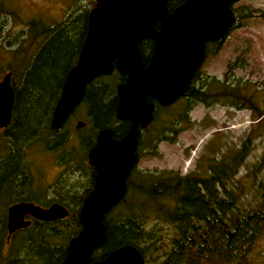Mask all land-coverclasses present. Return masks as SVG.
Masks as SVG:
<instances>
[{
    "label": "trees",
    "instance_id": "obj_1",
    "mask_svg": "<svg viewBox=\"0 0 264 264\" xmlns=\"http://www.w3.org/2000/svg\"><path fill=\"white\" fill-rule=\"evenodd\" d=\"M182 1L184 0H168L167 12H171ZM234 12L236 24L233 27L241 18L259 15L255 10L251 11L245 7L235 8ZM87 20L88 8L85 4L74 9L59 23L41 27L39 32L33 26L36 21L27 27L29 30L34 29L30 31L34 41L42 36L41 49L54 40L49 46V49L53 50L44 57V61L49 63L48 66L39 67L38 71H44L49 78L57 81L49 82L54 84L50 86L47 82L37 84L22 80L19 87L12 86L17 99L14 97L11 123L7 127V134L11 137L10 153L0 157V264H59L66 253V239L69 241L81 228L79 210L82 198L65 200L68 218L51 222L33 220L31 225L17 230L10 236L6 229V209L11 203L35 199L28 190L23 193L24 186H28L27 166L21 161V154L13 149V145H21L24 139L38 130L42 131V142L50 147L62 138V129L51 128L52 112L59 98L62 81L78 59L87 31ZM222 41L223 38L213 42L212 48L219 50ZM152 42L146 38L138 44L143 58H148ZM211 46H204L206 56L210 54ZM38 55L35 57L37 62ZM61 58H66V67L60 78H53ZM37 62L34 64H38ZM237 64L236 59L229 63L222 79L203 75L197 69L174 104H157L154 124L143 132L139 156L142 148H155L159 127L163 139L175 141L177 134L189 124V110L198 103L205 106L224 103L237 109L247 108L260 115L256 126L264 127V113L257 110L253 100L255 92L246 93L250 83H242L239 79L231 81L229 74ZM101 77L88 85L85 91L87 114L93 120V127H111L113 133L117 134L126 128V123L120 121L117 127L112 126L116 95L115 91L107 88V82L101 80ZM122 77L117 73L114 80H121ZM114 84L115 81L110 85ZM46 86L49 87L48 90ZM172 107H175L174 110ZM165 112L168 115L165 116ZM259 129L261 128H256L254 134L260 131ZM251 139L250 134L241 147L231 150L219 160L214 159L209 164L208 174L205 176H181L174 171H164L160 172L163 176L158 178H145L148 182L144 185L135 182L136 189L144 194L145 199L141 202L144 208L138 210L135 203L131 204L128 206L130 213L120 220H114L108 215L109 212L106 213L103 221L105 238L101 246L92 253V260L102 259L116 247L130 245L142 253L143 264H264V176L257 179L256 168L247 169L244 174L237 176L248 155V142ZM40 140L34 139V142L40 143ZM80 142L87 149L93 140L84 135L81 136ZM79 156L82 159L83 156ZM261 163H264V151L260 157L259 164ZM83 164L81 162L76 170L84 169V176L88 179L89 171L85 170ZM247 180L255 184L258 191L254 199L246 195ZM129 182L128 186L131 183ZM62 186L67 187L65 193L71 192L74 187L73 184L66 183ZM124 199L125 197L120 200L118 206ZM59 203L63 204L61 200ZM152 216L158 223L169 226L168 246L163 242L158 245V242H161L159 226L145 229V222Z\"/></svg>",
    "mask_w": 264,
    "mask_h": 264
},
{
    "label": "water",
    "instance_id": "obj_2",
    "mask_svg": "<svg viewBox=\"0 0 264 264\" xmlns=\"http://www.w3.org/2000/svg\"><path fill=\"white\" fill-rule=\"evenodd\" d=\"M237 1L184 0L167 12L168 0H95L88 11L78 59L64 80L50 125L59 129L82 99L86 84L114 68L126 73L116 87V117L129 119L131 124L120 139L112 138L109 128L99 130L87 155L88 163L97 170L95 183L79 210L81 228L69 239L59 264L144 263L141 252L130 245L92 260V253L105 238L104 216L124 195L125 179L136 161L137 129L152 119L154 104L146 98L167 106L182 95L204 59V46L222 39L235 23L231 6ZM146 38L153 41V48L144 67L138 44ZM14 97L11 72H7L0 79V128L10 123ZM83 125L80 121L76 128ZM26 215L51 222L67 217L68 211L59 203L47 208L14 203L6 213L8 235L30 225Z\"/></svg>",
    "mask_w": 264,
    "mask_h": 264
},
{
    "label": "rangeland",
    "instance_id": "obj_3",
    "mask_svg": "<svg viewBox=\"0 0 264 264\" xmlns=\"http://www.w3.org/2000/svg\"><path fill=\"white\" fill-rule=\"evenodd\" d=\"M85 4L88 11L94 6L93 0H0V79L5 73L12 72L11 84L14 88L19 87L22 80L37 82V84L47 82L50 86H54L49 82L54 83L57 80L49 78L50 76L42 70L38 71L39 67L48 66L49 63L44 61V57L53 50L49 49V46L54 40L41 49L42 40L40 39L42 36L34 41L30 31L35 29L39 32L41 27L45 28L59 23L74 9ZM234 6L255 10L259 15L239 19L237 25L224 37L219 50L210 47L212 50L205 56L199 70L203 75L222 79L228 64L236 59L238 64L229 74L231 81L239 79L242 83L249 82L250 88L246 93L253 94L255 92L254 103L257 110L264 113V0H239L234 3ZM33 21H36L33 25L34 29L29 30L27 27ZM36 55L39 56L37 57L40 63L35 61ZM34 62L38 64H34ZM66 64V58H61L54 70L53 78L61 77V72L65 69ZM114 77H117L116 72L101 77V80L107 82V88L111 89L110 91H115L117 85V80H114ZM49 79L51 80L49 81ZM114 81L115 84L110 85ZM48 88L46 86V90ZM175 107H172V110ZM86 113H88L87 104L82 103L69 122L62 127V138L59 137L58 142H54L51 147L42 142V131L39 130L24 139L21 145H13V149L19 155L21 154L20 159L27 166L26 172L29 178L26 180L28 186H24V194L31 188L29 185H33L34 189H46L42 195L31 193L35 201L47 205L59 203L61 200L63 205L64 203L66 205L65 200L79 198L80 191L91 186L89 178L84 176V170H76L81 162L85 163L87 151L77 137L87 135V131L95 136L90 122L88 123L89 120L93 123V120L90 116L88 120ZM163 114L168 115L166 112ZM258 116L260 115L257 112L253 113L247 108L237 109L224 103H214L208 106L198 103L189 110V124L186 123L187 126L181 124L186 127L177 134L175 141L163 139L161 127H159V134H156L159 135V138L155 143V148L140 150V160L137 163L138 172L133 173L125 199L108 215L114 220H120L130 213L129 205L135 203L138 210L144 208L141 205L145 199L144 194L136 189L135 182L144 185L148 182L145 178H158V176H163L160 172L164 171H174L181 176H205L208 174L209 164L214 159L219 160L222 158L221 156H226L231 150L241 147L250 134L252 139L248 142V155L239 168L237 176L244 174L247 169L254 168H256L257 179L264 176V163L259 164L264 151V127L256 126ZM78 120L85 122L83 128L75 127ZM258 127L261 128L260 131L254 134ZM34 139H41L39 141L41 144L34 142ZM10 144L11 137L7 134V129H0V157L10 153ZM79 154L83 156V160ZM65 183L74 185L71 192L65 193L67 187L62 186ZM246 184V195L250 199L256 198L258 191L255 184H252L250 180H247ZM69 204L71 205V203ZM68 216L62 219H66ZM156 226L161 228L159 232L161 242H158V245L160 246L163 242L168 246L169 226L162 222L158 223V220L153 216L145 222V229ZM66 242L68 243L67 239ZM262 248H264V244Z\"/></svg>",
    "mask_w": 264,
    "mask_h": 264
},
{
    "label": "flooded vegetation",
    "instance_id": "obj_4",
    "mask_svg": "<svg viewBox=\"0 0 264 264\" xmlns=\"http://www.w3.org/2000/svg\"><path fill=\"white\" fill-rule=\"evenodd\" d=\"M94 3H95V1H94ZM232 7V11L234 12V9L236 8V6H234V4L231 6ZM240 8H243V7H240ZM236 9H239V8H236ZM234 15H235V17H236V14H235V12H234ZM213 44V42H208L207 44H206V46H211ZM152 48H153V42H152ZM152 48H151V50L149 51V56H148V58H143V56L140 54V52H139V54H140V56H141V59H142V62H143V66L145 67L147 64H148V62H149V59H150V56H151V52H152ZM139 51V50H138ZM148 51V50H147ZM148 53V52H147ZM113 64L115 65V61L113 62ZM72 68V67H71ZM118 73V74H120V75H122L123 77H122V79L121 80H118L117 81V85H119L120 83H122L124 80H125V78H126V73H120V72H118L115 68L113 69V71L110 73V74H113V73ZM67 74H68V72H67ZM67 74H66V76H67ZM110 74H107L106 76H108V75H110ZM66 76L64 77V79H63V81H62V84H61V88H62V85H63V83H64V80H65V78H66ZM101 76H103V75H100V76H98V77H101ZM98 77H96V78H94L93 80H91L89 83H87L86 84V86H85V89H84V93H83V96H82V99L80 100V102L69 112V114H68V116L66 117V119H65V121H64V123L62 124V126L59 128V129H62V127L66 124V123H68L69 122V120H70V118L77 112V110L82 106V103L85 105L86 103H85V101H84V95H85V91L87 90V87H88V85H90L91 83H94V81L98 78ZM117 85H116V87H117ZM60 94H61V89H60ZM60 94H59V97H60ZM115 95H116V104H115V114H114V120L112 121V126H116L117 127V124L120 122V121H124L125 123H126V128L123 130V131H118V133L117 134H114L113 133V129L111 128V127H102V128H109L110 130H111V136H112V138H114V139H120L126 132H127V130H128V128H129V126H130V124H131V121L129 120V119H118L117 117H116V105H117V94H116V88H115ZM59 99V98H58ZM147 99V101L148 102H151V103H153L154 104V110L152 111V119H151V121L147 124V126L146 127H144V128H142V127H138V129H137V135H136V147H135V150H134V154H135V156H136V161H135V163L133 164V166H132V168L130 169V172H129V174H128V176H127V178L125 179V192H124V195L121 197V199L123 198V197H125L126 196V194H127V192H128V182H129V178L133 175V173L135 172V171H137L138 172V168H137V163H138V161L140 160V157H139V148H141V146H142V144H141V139H142V137H143V132H145V129H147L153 122H154V112H155V108H156V106H157V102L154 100V99H152V98H150V97H147L146 98ZM78 108V109H77ZM87 114V113H86ZM88 115V114H87ZM88 120H89V116H88V118H87ZM80 121H82V120H78L77 121V123L78 122H80ZM83 122V126L82 127H79V128H83L84 126H85V122L84 121H82ZM90 122V124H91V127H92V129H93V131L95 132V136H93V134L92 133H90V132H88L87 131V136H90L91 138H92V140H93V143L91 144V145H89L88 146V148H87V151H86V160L84 161L85 163L83 164V166L84 167H86L85 168V170L86 171H89V180H90V183H91V186L88 188V189H82L81 191H80V195L81 196H79V198H82L83 200H84V198L86 197V195L91 191V189L93 188V186H94V183H95V179H96V174H97V170H96V168L93 166V165H90L89 163H88V158H87V155H88V152H89V150L96 144V139H97V134H98V132H99V130L100 129H102V128H95V127H93V125H92V123H91V121L89 120L88 121V123ZM77 123L75 124V127H76V125H77ZM9 126V125H8ZM7 126V127H8ZM7 127L5 128V129H7ZM52 128V127H51ZM78 128V129H79ZM0 129H2L3 130V128H0ZM53 129V128H52ZM59 129H53V130H59ZM76 129V128H75ZM77 139L80 141V139H81V136H78L77 137ZM61 167L63 168V166L61 165ZM33 169V168H32ZM84 170V169H83ZM34 177V176H33ZM35 178V177H34ZM37 182V181H36ZM30 183H32V182H30ZM29 186H31V188L30 189H28V191L30 192V193H34V195H42L43 193H45L46 192V189H42V190H38V188H36V189H34V187H33V185H29ZM83 192V193H82ZM33 195V194H32ZM120 199V200H121ZM83 200H82V202H81V206H82V203H83ZM21 202H27V203H33L34 205H37V206H39V207H41V208H47V207H49L50 205H51V203L50 204H44V203H40V202H37V201H35V199H32V200H23V201H18V202H14V203H21ZM120 202V201H119ZM118 202V203H119ZM14 203H11V204H9L8 206H7V208L10 206V205H12V204H14ZM57 203V202H56ZM118 203L115 205V206H113L108 212H110L114 207H116L117 205H118ZM59 204H61V203H59ZM62 206H64L66 209H67V207L65 206V205H63V204H61ZM68 211V210H67ZM107 212V213H108ZM6 213H7V209H6ZM69 213V212H68ZM68 216V215H67ZM25 219L26 220H29L30 221V225H31V223L33 222V220H37V219H34V218H32L31 216H29V215H26L25 216ZM39 221V220H38ZM40 221H42V220H40ZM46 222H49V221H46ZM20 229H22V228H20ZM17 230H19V229H17ZM16 230V231H17ZM16 231H14V232H16ZM13 232V233H14ZM12 233V234H13ZM11 235V234H10Z\"/></svg>",
    "mask_w": 264,
    "mask_h": 264
}]
</instances>
